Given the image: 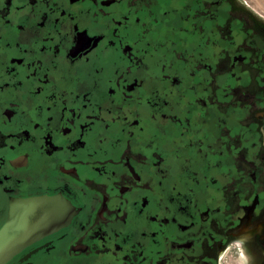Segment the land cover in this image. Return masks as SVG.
Listing matches in <instances>:
<instances>
[{
    "label": "flooded vegetation",
    "instance_id": "1",
    "mask_svg": "<svg viewBox=\"0 0 264 264\" xmlns=\"http://www.w3.org/2000/svg\"><path fill=\"white\" fill-rule=\"evenodd\" d=\"M239 1L0 0L5 264H264V15Z\"/></svg>",
    "mask_w": 264,
    "mask_h": 264
},
{
    "label": "water",
    "instance_id": "2",
    "mask_svg": "<svg viewBox=\"0 0 264 264\" xmlns=\"http://www.w3.org/2000/svg\"><path fill=\"white\" fill-rule=\"evenodd\" d=\"M4 236V234L2 235ZM22 246L21 243L12 239L11 242H0V264H5L11 256V252L13 253L14 250L19 249Z\"/></svg>",
    "mask_w": 264,
    "mask_h": 264
},
{
    "label": "rangeland",
    "instance_id": "3",
    "mask_svg": "<svg viewBox=\"0 0 264 264\" xmlns=\"http://www.w3.org/2000/svg\"><path fill=\"white\" fill-rule=\"evenodd\" d=\"M240 1L242 2V4L251 6V8L255 12H259L260 14L264 15V0H240Z\"/></svg>",
    "mask_w": 264,
    "mask_h": 264
}]
</instances>
